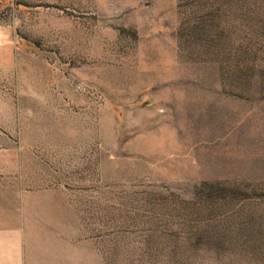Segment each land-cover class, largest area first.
<instances>
[{"label": "rangeland", "instance_id": "374dc122", "mask_svg": "<svg viewBox=\"0 0 264 264\" xmlns=\"http://www.w3.org/2000/svg\"><path fill=\"white\" fill-rule=\"evenodd\" d=\"M231 1L0 0V264H264Z\"/></svg>", "mask_w": 264, "mask_h": 264}, {"label": "trees", "instance_id": "16d2710c", "mask_svg": "<svg viewBox=\"0 0 264 264\" xmlns=\"http://www.w3.org/2000/svg\"><path fill=\"white\" fill-rule=\"evenodd\" d=\"M243 18L250 33L245 42L244 58L241 73L245 91L250 92L253 86L264 91V0H242ZM234 5V0L231 1ZM236 7V6H235ZM254 39V41H253ZM253 41V42H252ZM258 53V57H257ZM262 55V56H261Z\"/></svg>", "mask_w": 264, "mask_h": 264}]
</instances>
